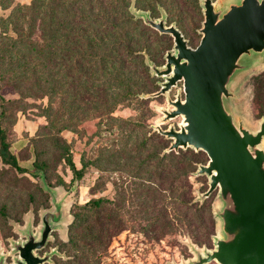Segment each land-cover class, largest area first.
Wrapping results in <instances>:
<instances>
[{
	"label": "trees",
	"instance_id": "trees-1",
	"mask_svg": "<svg viewBox=\"0 0 264 264\" xmlns=\"http://www.w3.org/2000/svg\"><path fill=\"white\" fill-rule=\"evenodd\" d=\"M131 1L30 0L14 6L9 14L14 34L0 32V91L7 86L18 93L17 98L1 96V162L23 173L29 181L37 179V172L42 171L49 183L54 164L44 156L48 151L44 146H48L54 152L56 164L69 167L72 180L81 179L90 164L101 172L116 171L120 176L113 182L112 199L99 196L72 207L73 219L63 243L69 259L102 245L101 230L96 231L94 225L108 214L146 220L169 215L171 223L154 228L153 221L148 230L161 236L185 233L199 246L210 245L215 233L212 199L194 201L190 181L198 163L207 159L204 152L188 148L162 153L170 141L158 132L138 140L123 133L121 147L103 146L91 160L82 157V164L77 167L70 144L61 135L65 129L78 131L79 124L94 118L98 119L100 129L117 120L121 129L130 127L129 132L135 131L132 128L136 122L132 124L114 112L132 101L146 104L151 99L139 95L158 89L157 78L150 75L142 51H148L151 60L159 64L158 59L168 46L158 44L152 49L151 43L170 36L134 18L129 11ZM134 1L136 8L149 10L152 17L160 14L159 7L163 8L168 20L175 19L182 32L180 10L201 15L199 0ZM252 85L253 103L261 116L264 72L252 78ZM27 106L37 108L36 114L45 119L32 138L35 159L31 169L19 165L8 138L17 111H25ZM17 185L7 184L4 202H0V215L5 220L18 219L30 206H35L36 195H46L34 181L33 189L25 188L12 213L7 198L17 191Z\"/></svg>",
	"mask_w": 264,
	"mask_h": 264
},
{
	"label": "water",
	"instance_id": "water-1",
	"mask_svg": "<svg viewBox=\"0 0 264 264\" xmlns=\"http://www.w3.org/2000/svg\"><path fill=\"white\" fill-rule=\"evenodd\" d=\"M199 5L203 20L196 46L174 22L167 23L163 8L153 18L150 11L133 10L131 5L136 19L173 39L162 65L145 56L159 88L140 96L166 99L152 125L170 140L163 153L190 148L208 156L194 171L207 177L208 187L194 201L202 203L216 192L213 247L200 248L189 241L193 256L183 264H264V116L258 128L250 129L234 105L241 82L264 68V0H199ZM173 88L177 92L171 97ZM176 118L180 119L176 124L162 127ZM37 174L44 191L51 194L53 208L41 212L35 231L32 218H27L18 229L22 238L10 241V252L0 248V264H44L57 252L54 248L38 253L62 225L63 199L49 187L44 172Z\"/></svg>",
	"mask_w": 264,
	"mask_h": 264
},
{
	"label": "rangeland",
	"instance_id": "rangeland-1",
	"mask_svg": "<svg viewBox=\"0 0 264 264\" xmlns=\"http://www.w3.org/2000/svg\"><path fill=\"white\" fill-rule=\"evenodd\" d=\"M213 1L216 3L218 0ZM29 2L30 0H0V32L6 31L8 34H14L8 18L9 14L14 6L27 4ZM133 3L134 7H131ZM130 7L133 8V10L138 9L135 6L134 0L130 3L129 11ZM131 14L135 18L134 14ZM159 16L160 14L153 18ZM178 17L181 19V24L183 25L181 27L185 32H183V34L185 38L188 39V43L191 46H196L201 36L198 29L201 27V22L203 20L202 12L199 16L190 10L182 9L180 10ZM172 22L178 27L176 20L173 19L170 22L167 16V23L169 24ZM158 44H165L168 46L158 59L159 64L157 65H162L165 62V52L173 46V39L170 36V39L154 40L151 43L152 49ZM142 54L145 61V56H149V53L148 51L143 50ZM262 72H264V68L246 77L238 87L236 91L237 98L234 100L236 111L243 116L246 125L250 129L258 128L259 121L264 116V114L261 116L258 115L253 103L254 89L252 85V78ZM158 80L159 79L157 78V81ZM178 85L180 86L181 83ZM157 86L159 88L158 83ZM176 92L177 89L173 88L170 91V96L174 97ZM2 95L6 99L18 97V93L11 87H4L0 91V111ZM140 95L139 97L143 98ZM143 99L151 100L144 105H139L137 101H132L128 106L122 109H117L114 112L116 116L132 121V124L136 122L137 125L132 128L135 131L129 132L130 127L121 129L118 126L119 121L117 120L112 121V128L109 127L111 125H104L103 128L100 129L97 118L86 120L79 124L78 131L63 130L61 135L70 144L75 165L77 167L81 166L82 157L86 160H91V158H93L98 152V149L103 146L121 147L123 133H125V135H131L130 138L137 137V140L149 136L154 131L152 125L155 124L157 118L161 116L158 108L166 107V99L162 95L155 98ZM36 112L37 108L31 106H27L25 111L18 110L15 115V122L10 125L8 129L10 149L16 155L19 165L27 169L33 167L32 162L35 159L32 138L36 136L40 127L45 123V119L42 116L37 115ZM179 120V118L170 120L163 124L162 127L166 128L171 122L176 124ZM131 142H133V140ZM44 149L48 150L44 156L49 157L54 164V168L51 169L50 182L48 183L47 179L46 182L54 194L58 198L63 199L62 225L51 232L52 239L48 241L47 245L41 251H39L40 253H44L56 248L57 252L52 255L51 262H46L44 264H183L184 261L193 256V253L190 251L187 244L189 241L194 243L189 235H186L185 233H177L161 236L160 234L154 235V233H152L153 231L148 230V226L153 221L155 225L154 228L163 226L168 222L171 223L172 219L169 215H162L151 220H146L131 217L126 214H108L101 218L100 224L94 225L96 231L101 230L102 245L98 248H92L91 250L85 251L80 257L69 259L64 251L63 243L68 238V226L73 219L72 207L75 204H83L90 198H96L99 196H105L112 199L115 195L113 182L118 180L120 176L116 171L101 172L96 166L90 164L81 179L72 180V172L69 167L63 163L56 164L53 158L54 152L49 149L48 146H44ZM207 160L208 156L204 162L200 163H206ZM23 175L24 174L19 171L8 168V166L3 164L0 160V202H4V197L6 196L5 192L7 191L6 185L11 183L18 184L17 191H14L17 194L13 193L11 197L7 198V205L8 208H11L10 211L12 213L15 212L17 206L20 204L25 194V188L29 187L30 189H33L32 185L34 181L38 182L41 190L46 194L44 196L36 195L35 206H30L27 211L18 217V219L7 217L5 220L0 215V248L3 253L10 252V241L12 239L18 240L19 238H22L18 229L25 226L28 217L32 218L35 231L39 227L41 212L53 208L51 194L44 191L41 185V179L39 177L37 179L31 178L29 181L26 177H23ZM124 175L125 174H123V176ZM58 176H60V179ZM190 181L193 186L194 198L197 197L200 192L205 191L208 187L207 177L205 175L196 176L193 172ZM22 185H24L23 188H21ZM215 195L216 192L214 191L208 198H206L212 199L211 211ZM13 202L15 205L12 207ZM204 246L212 248V238L210 245H202L199 247L202 248ZM11 259V255H8L6 258L8 263L11 262ZM210 264L215 263L212 262Z\"/></svg>",
	"mask_w": 264,
	"mask_h": 264
},
{
	"label": "flooded vegetation",
	"instance_id": "flooded-vegetation-1",
	"mask_svg": "<svg viewBox=\"0 0 264 264\" xmlns=\"http://www.w3.org/2000/svg\"><path fill=\"white\" fill-rule=\"evenodd\" d=\"M41 251V250H40ZM38 253L40 254V255H42L43 253H40L39 251H38Z\"/></svg>",
	"mask_w": 264,
	"mask_h": 264
}]
</instances>
